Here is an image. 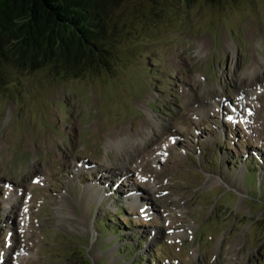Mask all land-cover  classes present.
<instances>
[{"label": "rangeland", "instance_id": "rangeland-1", "mask_svg": "<svg viewBox=\"0 0 264 264\" xmlns=\"http://www.w3.org/2000/svg\"><path fill=\"white\" fill-rule=\"evenodd\" d=\"M112 19L109 71L21 72L0 91V208L19 198L0 210V264H264V0H124ZM253 88L227 138L221 106ZM82 158L124 191L86 192ZM131 167L149 175L132 201Z\"/></svg>", "mask_w": 264, "mask_h": 264}, {"label": "trees", "instance_id": "trees-1", "mask_svg": "<svg viewBox=\"0 0 264 264\" xmlns=\"http://www.w3.org/2000/svg\"><path fill=\"white\" fill-rule=\"evenodd\" d=\"M123 1L0 0V91L21 72L51 69L79 78L109 71L112 15Z\"/></svg>", "mask_w": 264, "mask_h": 264}, {"label": "bare ground", "instance_id": "bare-ground-1", "mask_svg": "<svg viewBox=\"0 0 264 264\" xmlns=\"http://www.w3.org/2000/svg\"><path fill=\"white\" fill-rule=\"evenodd\" d=\"M114 142H115V144L118 145V144H124L125 142H127V140L126 139H122V137H117V138L114 137Z\"/></svg>", "mask_w": 264, "mask_h": 264}]
</instances>
